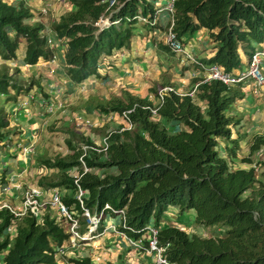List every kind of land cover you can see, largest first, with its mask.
<instances>
[{
	"label": "trees",
	"instance_id": "trees-1",
	"mask_svg": "<svg viewBox=\"0 0 264 264\" xmlns=\"http://www.w3.org/2000/svg\"><path fill=\"white\" fill-rule=\"evenodd\" d=\"M161 1L70 0L72 9L49 26L57 40H64L68 78L80 83L96 75L105 57L129 46L137 25L154 28L151 20ZM100 16L118 23L99 29L93 23ZM172 17L178 38L199 28L207 31L215 52L205 62L225 72L242 66L240 51L264 42V0H174ZM45 33L23 2L0 0V142L12 133L6 104L23 89L8 63L22 39V64L48 60ZM31 84L41 90L38 82ZM239 84L193 77L185 93L167 91L158 99L152 88L151 98L123 92L98 103L95 108L105 114L126 112L131 128L120 130L121 124L107 132L106 151L82 138L86 149L66 139L65 154L38 155L36 164L46 173L36 187L58 191L79 234L88 230L90 217L102 212L99 232L104 217L115 215L111 209H121L120 231L138 238L151 224L171 264H264V134L251 135L248 154L235 162L242 135L231 107L241 97ZM170 209L191 214L197 232L163 219ZM51 211L49 204L39 215L0 209V264H61L71 236L64 221H71ZM206 227L212 234L200 235ZM67 261L90 264L89 258Z\"/></svg>",
	"mask_w": 264,
	"mask_h": 264
},
{
	"label": "crops",
	"instance_id": "crops-1",
	"mask_svg": "<svg viewBox=\"0 0 264 264\" xmlns=\"http://www.w3.org/2000/svg\"><path fill=\"white\" fill-rule=\"evenodd\" d=\"M9 1L12 3L23 2L32 12L33 8L39 9L41 5L35 0ZM165 2L166 0L161 1L158 7L163 6ZM69 9L71 10L72 6ZM53 11H55L56 19L64 14L60 7L53 8ZM163 18V24L160 25L157 17L154 28L137 25L138 27L129 42V46L116 50L110 56L105 57L97 70V74L88 77L80 83L72 82L65 74L63 67L65 45L59 42L61 40L56 39L49 26L43 24L46 31L45 35L50 36L55 42L51 53L56 54V62L50 63L48 60L40 59L35 65H23L28 67L26 69L27 73H24V75H30L32 79H35L40 84L42 91L47 94L46 100L41 97V90L34 85L33 89L22 95L21 92L15 94V99L10 100L6 104L9 111V129L13 132H21L22 143L20 145L23 146V143L32 140L31 137H33L34 131L39 128L43 114L52 115L53 112L65 104L71 105L75 103L77 105L80 103L84 106L86 103L89 104L86 105L88 109L85 111L84 106H81V108L77 107L78 113L75 117L76 121H79L77 124L97 126L105 122L104 120L110 119L108 115H111V113L105 114L96 109L95 106L98 103L107 102L112 97H120L123 92H128L140 98H151L152 93L150 90L157 88L160 84H162V87L171 86L177 92L185 93L190 89V82L193 77H204L205 71L200 70L191 60L185 57L182 59V55L172 53L170 50L161 47V45H164V30L169 22L167 14ZM35 20L38 21V19ZM181 39L185 50L191 57L208 64L205 61L212 57L215 48L206 30L196 29L193 32L185 33ZM253 45L255 47L252 50H255L263 47L264 42ZM23 48L24 42L22 39L18 49L15 51V59L16 61L18 60V65H22ZM239 56L242 66L233 70L231 72L233 74L247 68L246 52L240 51ZM262 70L264 73V61L261 66ZM239 88L241 97L231 107L232 113L240 119L237 130L242 135V140L239 144L238 159L248 154L247 140L251 135L264 134V84L259 87L257 94L253 93L254 83L252 80H245L239 84ZM94 93H96V98ZM79 94L82 96L75 100ZM22 102H25V104ZM112 115V119L117 117L114 113ZM122 122V119L117 121L119 125ZM9 136L7 137L8 139L10 138ZM3 150L4 155H0V162L6 163L5 158L9 157L8 154L14 155V153L10 151L11 149H9L10 152L6 153V147ZM32 153L29 155L22 153L23 157L15 158L17 165L13 161L9 163L8 168L3 169L0 173V179L5 181L4 183L10 184L9 190H11L7 191L5 195L0 192V202H7L10 199L8 197L13 199L18 197V192H24L25 188L22 187V182L18 177L26 174L22 170L25 171L28 168V157ZM260 154L264 155V149L260 151ZM36 159L37 157H35V162H33V166L36 168L35 173H39V175L45 174L46 170L37 166ZM19 168H21L20 172L18 171ZM39 175H37V178ZM54 190H42L39 201L48 202ZM175 213V209H170L168 212L169 215L175 217V220H178V215ZM188 215L189 218L192 217L191 214ZM120 224L121 218L119 215L104 217L102 229L99 232H91L85 240H76L74 244L70 243L61 252L59 263L72 264L67 261L69 258H89L90 264H156L153 254L147 253L130 243L129 237L120 231ZM183 226L190 227L189 225ZM139 238H142L143 241L147 240L148 233H143Z\"/></svg>",
	"mask_w": 264,
	"mask_h": 264
},
{
	"label": "rangeland",
	"instance_id": "rangeland-1",
	"mask_svg": "<svg viewBox=\"0 0 264 264\" xmlns=\"http://www.w3.org/2000/svg\"><path fill=\"white\" fill-rule=\"evenodd\" d=\"M35 1L36 2L38 1V3L41 4L39 6V9H42V7H44L46 9V12L40 13L39 9L33 8L34 17H35V19H38L39 23L45 24L47 26H51L50 24L52 23V21L56 19L55 11H53V8L60 7L61 10L63 11V13H65L66 10H70L69 8L72 6V4L70 3V0H35ZM52 6H53V8H51ZM166 14L167 13L165 11H162L158 14V16H157L158 17V23L160 25L163 24V22H162V21H164L163 17ZM167 16H168V14H167ZM103 17H107V16H103ZM249 53H250L249 51L246 52L247 57L249 56ZM181 58L183 59L184 56L182 55ZM17 61H16V59H14L10 63H8V70H9L10 74L13 76V78L15 80H18V82H21V84L23 85V89L21 91V95H22L23 93H26L29 90L34 88L35 84L34 85L31 84V82H36V80L32 79V77L30 75H24V73L25 74L27 73L26 69H28V67L24 66L23 64L18 65ZM263 61H264V59H263ZM262 73H263V70H262ZM25 86H27V88L24 89ZM161 88H163L162 84L157 86V88H156L157 92ZM173 90H174L173 92H177L174 88H173ZM95 94L96 93H94V96L96 98L97 96ZM122 95L123 94H121V96ZM80 96H82V95L79 94V96L77 98H75V100H78ZM41 97L45 100L47 97L46 92L42 91V87H41ZM0 101L2 102L3 99H1ZM65 102L67 103V101H65ZM99 102H101V101H99ZM68 104H69V102H68ZM86 105H89V104L86 103L85 106L83 104H80V103L77 105H75V103H73L71 105L65 104L62 107H60L59 109H57L55 112H53L52 115H48L47 113L43 114L41 116L39 128H37L34 131L33 137H31L32 140L30 142L29 141L25 142L26 144L23 143V146L20 145L22 143V141H21L22 138L20 135L21 132L11 131L12 133L9 134L10 138L7 141H5L4 143H0V155H2V154L4 155V150H3L4 147L7 148L6 153L9 151V149H11L10 151H12V153H14V155L10 153V154H8L9 157L5 158L6 163L0 162V173L2 172L3 169L8 168L9 163H12L13 161L17 165V160L15 158H18L19 156L23 157L22 151L20 149L21 146L24 147V146L30 145L33 153L31 154V156L28 157V162H29L28 168L25 171L22 170V172H26V174L22 175V177H18L19 180L22 182V187L25 188L24 189V191H25L29 187L36 186L37 175H39V173H37V174L35 173L36 168L33 166L34 165L33 162H35V157H37V155L54 156L56 154H65L67 152V145L65 143L66 139L71 140L72 145H80L82 148L84 147L83 141L85 138L92 141L96 146H99L101 139L107 134V132L113 128H116L117 125L119 126V123H117V121L121 118L118 115H116L117 117L115 119L111 118V119L104 120L105 122H103L102 124H98L97 126L88 125V124L78 125L77 123H79V121H76V118H75L77 113H78L77 107L81 108V106H84L85 107L84 111H85L88 109ZM123 123L124 122H122V124ZM9 130H11V129H9ZM82 138H84V139H82ZM221 143L225 146L228 144V142H226V141H223ZM228 145L230 146L231 144H228ZM14 147H15V149H14ZM238 161H239V159L235 160V162H238ZM20 169L21 168H19V170H18L19 172L21 171ZM18 171H17V173H18ZM7 172H8V170H7ZM0 180H1L0 186L1 185L7 186L8 187L7 191H11V190H9L10 184L4 183L5 181H2V179H0ZM14 185L19 186L17 184H14ZM23 193L18 192V194H17L18 197L13 198V199L11 197H8L10 199H8L7 202H0V203H7L12 207L19 208V207H21ZM3 195H5V192H3ZM44 205L41 207L43 208ZM39 209H41V208H39ZM51 212L55 213V214L59 213L58 209L55 206L52 207ZM175 214H177V213H175ZM177 215H178V223L179 224L189 225L192 230H195L197 232V229L193 224L192 217L189 218V215L187 213H183L181 215L177 214ZM163 219L169 220V221H176L175 217H173L171 215H167V214L164 216ZM64 223H66L65 227H68V228L70 227V223H68L66 221H64ZM89 228H90V226L88 227V230L84 233V235L88 236L90 234ZM95 232H96V230H95ZM212 232H213V229L211 227H209V228L206 227V228L199 230L200 235H210V234H212ZM78 241H81V240H78Z\"/></svg>",
	"mask_w": 264,
	"mask_h": 264
},
{
	"label": "built area",
	"instance_id": "built-area-1",
	"mask_svg": "<svg viewBox=\"0 0 264 264\" xmlns=\"http://www.w3.org/2000/svg\"><path fill=\"white\" fill-rule=\"evenodd\" d=\"M173 2H174V0H166L165 4L163 6H160L156 10L157 13L165 11L169 17V23H168V26L166 27V29L164 31V35H163L164 44L168 47V49L175 54L183 55L186 59H189L194 64H196L200 70L205 71L206 74L204 75V80L205 79H214V80H218V81H220L226 85L242 83L245 80H252V82L254 83V88L252 89L253 93L257 94L259 87L262 84H264V75L261 71V66H262L263 59H264V46L250 51L249 56L246 59L247 68L245 70L238 71L235 74L223 71L222 68L218 67L214 63L204 64V63L194 59L193 57H191V55L184 48L183 40L181 38L176 37V34L172 30ZM41 12L45 13L46 9L44 7H42V9H40V13ZM137 18H138V20H140L142 22H147L146 18H141L139 16ZM156 20H157V16H154V18L151 20V25H154L156 23ZM116 23H118V20H111V19H109V17L100 16L98 18V20H96L93 24H94V26H97L99 29H101L103 27L109 26L110 24H116ZM54 43H55L54 40H52V38L50 36L46 37V45L48 46L49 49H51V50L53 49V47L55 45ZM56 59H57L56 54L51 53L49 58H48V61L50 63H55ZM167 91H174V90L170 86H166V87L159 89L157 92L158 99H161L163 93H165ZM22 103L25 104V102H22ZM151 111H152V113H155V109H152ZM125 113L126 112H122L121 115L116 114L124 122L122 124V127L120 130L130 129L132 126V124L126 119ZM108 116L111 119L112 118L111 116H113V115L111 113V115H108ZM99 146H100V148L98 149V151H106V148H107V136L106 135L101 139ZM86 148H87V146L83 147V149H86ZM20 149H21L23 154L29 155L30 153H32V148L30 145L21 147ZM84 171H87V168L84 167ZM7 190H8L7 186H3V185L0 186V191L2 193L3 192L6 193ZM79 194H81V192H79ZM41 195H42V190L40 188H38L36 186L29 187L23 193L21 207L15 208V207L10 206L7 203H0V209L6 208L15 216L22 215V214L26 213L27 211H30L34 215H39V213H41V211L44 209V207L42 208L41 206H43L44 204L45 205L49 204L51 207L55 206L61 215L65 216L67 219H69L71 221L70 227H69V230L71 233V236H70V243L71 244H74L76 242V240H85L89 237L87 235H84L85 232L82 234H79L76 231L77 222L75 219H73L71 217V215L69 214L66 207L58 200V191L57 190H54L52 192L51 199L46 203L39 201V197ZM39 208H41L42 210ZM105 208H109V206L105 205ZM111 211L115 215L120 216V218H121L120 226H124V212H123V210L111 209ZM83 214L85 216L89 217V214L86 210H84ZM90 218H89V222H90L89 230L91 233V232H95L96 227L102 218V212H100L97 215H94ZM144 229L148 233V238L146 240V243H144L145 241H143L142 238L138 237V238L132 239L129 237L130 243L135 245L136 247H139L140 249L144 250L147 253L153 254L154 261L156 264H171L169 262V260L164 255V247L158 245V241L156 238V233H157L156 229L151 224L146 225L144 227Z\"/></svg>",
	"mask_w": 264,
	"mask_h": 264
},
{
	"label": "clouds",
	"instance_id": "clouds-1",
	"mask_svg": "<svg viewBox=\"0 0 264 264\" xmlns=\"http://www.w3.org/2000/svg\"><path fill=\"white\" fill-rule=\"evenodd\" d=\"M39 12H40V9H39ZM47 37V36H46ZM59 42H61V43H63L64 42V40L63 39H61V41H59ZM48 47V46H47ZM51 50V49H50ZM52 51V50H51ZM50 54H51V52H50ZM26 65H28V64H26Z\"/></svg>",
	"mask_w": 264,
	"mask_h": 264
},
{
	"label": "bare ground",
	"instance_id": "bare-ground-1",
	"mask_svg": "<svg viewBox=\"0 0 264 264\" xmlns=\"http://www.w3.org/2000/svg\"><path fill=\"white\" fill-rule=\"evenodd\" d=\"M242 55V54H241ZM242 57H243V55H242Z\"/></svg>",
	"mask_w": 264,
	"mask_h": 264
}]
</instances>
